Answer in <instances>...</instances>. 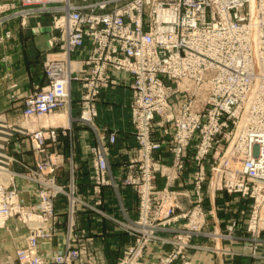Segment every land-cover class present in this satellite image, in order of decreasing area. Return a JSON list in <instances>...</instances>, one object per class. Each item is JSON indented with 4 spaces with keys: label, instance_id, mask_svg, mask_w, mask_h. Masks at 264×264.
Returning <instances> with one entry per match:
<instances>
[{
    "label": "built area",
    "instance_id": "1",
    "mask_svg": "<svg viewBox=\"0 0 264 264\" xmlns=\"http://www.w3.org/2000/svg\"><path fill=\"white\" fill-rule=\"evenodd\" d=\"M20 4L29 8L22 12L24 18L49 13L54 30L52 52L44 64L46 86L24 100V118H41L64 109L72 102L73 85L79 82L77 120L95 128L102 92L117 86L119 74L124 73L131 77L132 126L138 140L153 143L149 136L155 127H170L175 142L184 146V156L190 144L196 146L193 194L198 204L193 209L202 218L204 162L213 154L212 181L220 189L222 159L230 152L222 153V137L232 145L227 159L234 170L225 164L228 188L243 194L264 190V0H20ZM246 5L247 14H243ZM87 44L88 55L73 58ZM224 113L233 114L236 121H224ZM51 129L47 137L41 130L35 134L40 150L46 141H58V132ZM93 153L100 182L108 163L101 151L93 148ZM51 170L55 172L52 166ZM41 184L40 213L35 215L37 221L31 220L38 227L32 230L27 246L18 251L21 264H45L39 242L51 237L47 226L55 219L46 191L51 187L58 193L64 191L51 182ZM8 186H0V229L9 218L25 212L16 186ZM256 209L249 231L259 232L264 216ZM20 221L28 224L25 218ZM194 223L202 220H190ZM232 224L238 226L236 220ZM73 243L71 237L66 251L54 255L58 263L78 258ZM141 256L139 241L121 264H139Z\"/></svg>",
    "mask_w": 264,
    "mask_h": 264
},
{
    "label": "crops",
    "instance_id": "2",
    "mask_svg": "<svg viewBox=\"0 0 264 264\" xmlns=\"http://www.w3.org/2000/svg\"><path fill=\"white\" fill-rule=\"evenodd\" d=\"M2 4H8L18 10L21 8L18 5L19 0H0V8ZM18 10L0 15V22L5 21L4 24H0V40H3L0 41V118L6 119L12 126L21 127L23 125L17 122L24 119L25 98L46 86L44 64L47 55L52 52L50 40L54 30L49 13H35L22 20L20 16H17ZM5 34H9V37H4ZM89 52L90 46L87 44L84 50L73 54V58L82 59ZM130 81L129 75L120 73L119 84L102 92L97 106L98 118L95 128L83 125L77 120L80 115V94L78 90L79 96L75 95L73 90L71 104L54 113V117L57 116L56 119L50 120L52 124H56L55 127L66 129V134L60 135L57 143L51 144L50 147L45 146V151L41 154L34 151L30 138L24 140L28 141L29 148H26L24 151L28 152H23L21 156L31 160L32 164L35 159L38 162L50 159L53 162L51 166L55 168L58 184L65 186L69 184L70 177L75 176L79 197L92 206L97 200L91 181L93 167L90 148L102 145V147L106 146L109 151L107 180L111 184L102 187L103 194L101 193L100 199L103 203L98 206L105 215L102 216L91 210L86 211L84 207L79 206L75 222L76 232L80 235V245L84 246L85 250L82 260L75 264H117L124 250L133 242V237L121 230L122 224H130L138 216L135 191L132 187L124 186L122 183L128 157L135 153L137 146L132 126ZM40 125H44L43 121L39 123L38 128ZM109 133L117 136L116 144H109ZM103 137H105L104 140H102ZM24 141L22 145H25ZM163 156L164 161L169 163L170 155L164 154ZM57 163L59 166L55 167L54 164ZM22 170L19 165L15 169L18 172ZM192 171L190 166L184 175V180L176 183L175 190L188 191L189 195H193V188L187 181ZM16 184L26 202H34L31 184L18 180ZM165 185L166 180L158 178L157 186L162 189ZM244 204L239 205L235 197L215 191L213 187L206 189L204 208L209 211L208 222L218 235L216 240H222L223 235L229 232L228 227L233 220L238 221L239 210L245 208ZM55 207L59 222L53 237L40 241L39 249L43 255L57 253L65 248L68 224L67 198L63 195L58 196L55 199ZM248 208L246 211H249ZM13 223H9L8 234L0 235V264H16L17 250L25 243L26 229L21 224ZM16 226L19 230H14ZM241 226L238 221V228L234 233L229 232L230 235L239 237ZM163 235L170 238L168 233ZM205 240L207 239L197 238L195 240L197 247L195 246L190 251V258L196 264H264V246L259 250V257L256 259L251 258L246 252L245 255L237 254L228 259L204 248L206 246H201ZM166 248L169 247L156 244L150 249L149 255L157 257L166 251ZM238 250L240 253L242 249L238 248Z\"/></svg>",
    "mask_w": 264,
    "mask_h": 264
},
{
    "label": "rangeland",
    "instance_id": "3",
    "mask_svg": "<svg viewBox=\"0 0 264 264\" xmlns=\"http://www.w3.org/2000/svg\"><path fill=\"white\" fill-rule=\"evenodd\" d=\"M18 5L19 8L21 7L19 10L15 7L8 6V4H2V7L0 8V15L12 10H18L19 12L17 13V16H20L23 20L24 16L22 12H25L29 8H23L20 4V0ZM247 9L248 6L246 5L241 9V12L243 14H247ZM4 22L5 21L3 20L0 22V24H4ZM4 37H7V34H5ZM79 89L80 85L79 82H77L73 85L74 94L77 96H79V94L77 93ZM207 114L210 115L209 113ZM222 116L224 121H236V119L233 118V114L224 113L222 114ZM55 117L54 113L35 119H26L23 116L24 119L17 122L23 125L21 127L12 126L10 125V123H8V121H6V119L0 118V170H4L9 173V175L4 178H2V175H0V186L9 187L8 185L10 184L16 186V182L18 180L31 184V186L33 187L32 191L34 202L29 203L26 202L23 193L18 190L16 186L19 203L21 204V207L25 209V212H22L21 214H15L13 217L9 218L6 221L5 225L0 229V235L8 234L7 230H10V222H14L13 224H21L22 227L26 229V235L24 237L25 243L17 250L16 264H21L18 251L27 246V240L32 230L38 227V225H34V223H31V220L37 221V217L35 215L40 213L39 193L43 191V185L41 184V181L51 182L55 186H61L64 188V191L60 193H58L57 190L53 187L48 188L46 191L47 196L54 205L55 216V219L48 224V228L46 227L47 232H49L51 235V237L49 238H52L55 234L59 222L55 207V199L60 195H63L67 198L68 214V224L65 234V248L60 252L48 255H43L40 253L41 258H43L45 264H60L54 259V255L62 252L64 253L66 251L68 242L71 237L74 239L73 247L75 251L78 252V258H76L69 264H75L76 262L82 260L85 247L80 245V235H78L76 232L75 223L79 206L84 207L86 211L91 210L99 213L102 216L105 215L102 213V210L98 208V206H101L103 203V200L100 199L102 187L111 184L107 180V174L109 172L107 154H109V151L106 146L102 147V145H96L90 148L93 167L91 181L93 182L94 186L93 193L96 196L97 200L93 206L79 197L75 185V176H71L69 184L65 186L58 184L55 172L49 169V167L53 164L50 159H43V161L39 162L35 159L34 164H32L31 160L25 159L23 156H21L23 152H28L24 151L26 148H29L28 141H24L28 138H30L35 152L41 154V152L45 151V147L40 150L36 142H34L35 134L40 130L44 133L45 137H47L48 131L52 130L51 128H54L58 132L59 136L66 134V129L57 128L54 126L56 124H52L50 122V120L54 119ZM160 118L161 117H157V119ZM41 121H43L44 125H40V128H38V125ZM133 131V134L136 137L135 139L137 146L135 147V153L133 155L131 154L128 157L122 183L124 186L132 187L135 191L137 197L138 216L137 219H135L130 224H122L121 230L131 235L133 237V242L124 250L117 264H121L126 259V255L129 250L135 247L139 241L142 248V256L139 258V264H196L190 258V251L197 245V242H195L197 238H206L207 240H205V243L201 244V246H206L204 248H208L209 250H212V252L214 251L218 255H222L223 257L228 259L236 256L237 254L245 255V252L253 259L258 258L259 250L264 246V226L261 227V230L259 232H254L249 231V224L251 221V216H253L256 207V211L258 212L259 216H264V190L260 192L251 189L248 194H243L242 192L229 189L231 188V186L227 184V179L225 178V173L227 171V166L225 164L230 166L232 170H234V167L228 163L229 160L227 159L229 153L232 150H230L232 145L227 140V138H220L224 147L222 153L224 151H227L225 152L227 154L230 151L227 154L226 159H222L221 164L223 166L224 174L220 189H216L214 187V182L212 181L213 177L211 173V167L215 163V160L212 157L213 154L208 156V158L204 162V166L207 172V180L204 184L203 203L205 204L206 201V189L209 187H213L215 191L224 192L235 197L238 200L239 205L245 203V208L239 210L240 218L238 219V221L242 226L239 229L240 232L238 234L239 237H237L238 239L230 235V233L235 232V229L238 228V226H233V224H230L228 227L230 233L227 232L226 235H223L222 240H216V237L218 235L215 234L214 230L210 227V224L208 222L209 211L203 208L202 218V215L198 214V210L195 211L193 209L194 206L198 204V199L195 198V194L187 196L188 191L175 190L177 186L176 183L180 181L182 182L184 180V175L186 174L188 168L191 166L193 171L189 178H187V181L188 184L193 188L192 191H194V187L196 186V179L194 174L197 171V165L194 160L196 146L190 144L187 148L186 155L184 156V146L180 141L175 142V133L170 127H155L149 136L150 141L153 143L142 144L137 138L136 130L133 129ZM112 138H114V141H112ZM104 139L105 137L102 138V140ZM117 139L118 138L114 133H109L108 142L110 145L116 144ZM23 141L25 142V145H22ZM57 142L58 141L52 142L51 140H48L46 141L45 145L46 147H50L51 144H55ZM156 144L159 146L158 148H154ZM93 148H95L96 151H101L106 156V160L108 163V171L100 180V182L97 180L96 176L95 156L93 153ZM164 154L170 155L171 160L169 163H166L164 161ZM18 165L21 167V169H23L22 171H15ZM42 168L46 169L40 170ZM158 178H164L166 180V185L162 189L157 186ZM71 187L74 188L73 198L70 196L72 194ZM73 200L75 201L74 209L71 208V202ZM247 207H249V211H246ZM30 216L32 219L29 218ZM24 218L27 220L28 226L21 223L20 220ZM194 219L200 221L202 220V223L190 224V220ZM14 230L19 229L16 226L14 227ZM23 233H25V231ZM164 233H168L170 238H166L163 235ZM150 234H152V236H150ZM156 244H163L165 247L169 248H166V251L157 255V257H151L149 255V251ZM238 248L242 249L240 253H238ZM246 249L248 251H246Z\"/></svg>",
    "mask_w": 264,
    "mask_h": 264
},
{
    "label": "bare ground",
    "instance_id": "4",
    "mask_svg": "<svg viewBox=\"0 0 264 264\" xmlns=\"http://www.w3.org/2000/svg\"><path fill=\"white\" fill-rule=\"evenodd\" d=\"M0 175H2L3 176L2 178H4V177H7V175H9V173L4 171V170H0Z\"/></svg>",
    "mask_w": 264,
    "mask_h": 264
}]
</instances>
